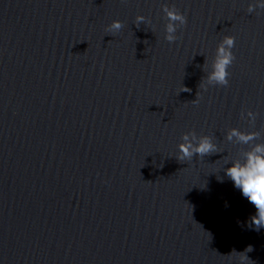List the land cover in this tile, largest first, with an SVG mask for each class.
I'll return each mask as SVG.
<instances>
[{"label":"water","instance_id":"95a60500","mask_svg":"<svg viewBox=\"0 0 264 264\" xmlns=\"http://www.w3.org/2000/svg\"><path fill=\"white\" fill-rule=\"evenodd\" d=\"M256 2L0 0V264H264L255 206L224 171L252 146L229 129L264 142ZM173 5L187 23L170 43ZM226 35L229 83L210 86ZM193 133L217 152L180 163Z\"/></svg>","mask_w":264,"mask_h":264},{"label":"clouds","instance_id":"9594fccd","mask_svg":"<svg viewBox=\"0 0 264 264\" xmlns=\"http://www.w3.org/2000/svg\"><path fill=\"white\" fill-rule=\"evenodd\" d=\"M257 8L264 9V2L257 0L256 3H250L247 11L253 13ZM167 19L165 25V39L172 43L178 39L176 35L178 26H183L187 23V18L174 5L165 6L163 9ZM146 21V17L138 15L136 23L139 25ZM121 21L114 20L106 29L109 33H118L122 29ZM235 46V37L226 35L216 49V57L212 65V70L206 76L207 84L210 86H227L229 81V67L236 59L232 52ZM201 87L206 91L204 83ZM187 91L188 89H184ZM256 113L247 112V117L251 123L256 120ZM241 118H244V113H241ZM226 139L242 145H252L249 150L243 154V159H235L230 162V166L224 169L226 176L233 182L234 187L242 192V195L255 206L256 213L251 219V225L255 226V230L259 231L264 228V142H257L260 139V133L257 131L244 132L237 128H231L226 134ZM183 143L178 145V153L176 159L183 163L189 161L194 155L206 156L217 152V145L212 142V139L205 135L198 140L193 133L191 139L188 134L182 137ZM250 225V226H251ZM249 248L246 251H251ZM243 254L241 264L247 259Z\"/></svg>","mask_w":264,"mask_h":264}]
</instances>
